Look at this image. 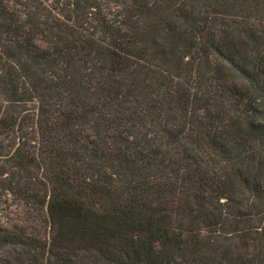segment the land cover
Listing matches in <instances>:
<instances>
[{
    "label": "trees",
    "instance_id": "1",
    "mask_svg": "<svg viewBox=\"0 0 264 264\" xmlns=\"http://www.w3.org/2000/svg\"><path fill=\"white\" fill-rule=\"evenodd\" d=\"M0 203L2 264H264V0H0Z\"/></svg>",
    "mask_w": 264,
    "mask_h": 264
},
{
    "label": "rangeland",
    "instance_id": "2",
    "mask_svg": "<svg viewBox=\"0 0 264 264\" xmlns=\"http://www.w3.org/2000/svg\"><path fill=\"white\" fill-rule=\"evenodd\" d=\"M13 211H15L14 205L11 204L9 207L6 206V204H1L0 203V223L2 224L3 227L9 228L13 231V224L16 225H20L26 228L27 232H31L33 231V226H34V222L31 223L27 220L21 221L20 219H25V216L21 217L20 215H15L13 213ZM39 233H41L42 235H44V233H46V226L45 225H41L39 227H37ZM6 250L9 251V253L6 252ZM13 255V252L5 247L4 249L0 250V264H2V260L5 257H9V255Z\"/></svg>",
    "mask_w": 264,
    "mask_h": 264
}]
</instances>
